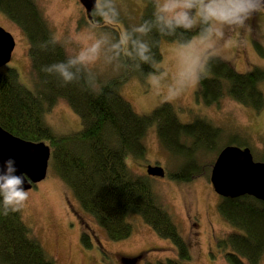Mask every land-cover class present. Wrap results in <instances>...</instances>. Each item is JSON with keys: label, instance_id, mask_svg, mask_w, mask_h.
Listing matches in <instances>:
<instances>
[{"label": "trees", "instance_id": "obj_1", "mask_svg": "<svg viewBox=\"0 0 264 264\" xmlns=\"http://www.w3.org/2000/svg\"><path fill=\"white\" fill-rule=\"evenodd\" d=\"M144 1L139 23L152 19V0ZM0 12L25 36L30 69L35 76L34 88L30 90L21 84L14 68L0 67V126L27 140L46 141L51 150L49 165L68 186L79 208L93 218L107 238L126 237L131 231L127 216L138 214L155 233L169 239L177 252L175 258L146 264H183L190 259L189 243L158 203L149 176L132 174L125 159L142 157L144 135L154 124L161 146L183 159L179 168L168 176L188 180L198 174L195 152L206 150L201 144L213 145L218 128L198 118L181 122L168 102L159 104L148 114L135 112L120 94V87L130 75L158 72L159 66L153 68L123 55L120 74L95 86L89 72L83 69L76 81L61 86L58 76L41 69L66 60L67 55L59 43L49 42L53 36L35 1L0 0ZM194 32L202 34L201 27L191 31L178 29L166 36L153 29L143 39L150 44L159 65L161 38L185 44ZM205 61L211 71L195 89L198 100L212 103L227 92L254 110L262 107L264 99L257 85L264 79V70L257 67L240 72L229 61L210 54ZM136 63L140 64L139 68L135 67ZM58 98L65 99L79 116L78 131L56 134L45 124L42 117L45 106ZM219 197L218 212L233 228L221 241L229 248L227 261L258 264L264 252V201L249 195ZM83 244L86 248L90 246L85 239ZM0 264H55L25 224L20 211L4 215L0 210Z\"/></svg>", "mask_w": 264, "mask_h": 264}, {"label": "rangeland", "instance_id": "obj_2", "mask_svg": "<svg viewBox=\"0 0 264 264\" xmlns=\"http://www.w3.org/2000/svg\"><path fill=\"white\" fill-rule=\"evenodd\" d=\"M34 1L67 57L75 55L92 39L109 34L110 42L102 48L100 59L85 69L95 86L122 72V55L113 59L110 44L118 40L122 30L139 24L144 0H115L120 15L118 22L111 25H105L99 17L96 18L98 24L90 21L78 0ZM0 26L9 31L14 39L10 59L1 68H14L21 84L33 89L35 76L30 69L25 36L1 12ZM189 44L192 45L190 49L186 47ZM158 48L161 60L159 71L154 74L160 77L159 83L150 84V73H147L143 76L130 75L120 87L122 97L139 114L150 113L162 103L169 87L178 85L179 73L191 55H199L203 60L209 54L216 55L229 61L240 72L257 67L264 70V13L254 15L243 28L224 27L219 33L212 32L206 36L194 32L185 44L161 38ZM257 87L264 99V79L258 82ZM195 89L185 90L180 97L168 103L181 122L198 118L218 128L219 134L212 143L214 146L201 144L206 150L200 147L195 152L198 174L188 180L168 176L179 168L183 159L161 146L154 124L147 128L144 135L145 152L142 157L127 158L125 162L134 175H147V165H159L164 169L163 177L149 178L158 203L169 213L179 233L189 243L190 259L183 264H230L225 257L229 248L221 241L233 228L218 212L220 197L211 186L209 174L218 151L228 144L238 147L246 144L254 160H264V103L254 110L234 100L227 92L215 102L203 103L195 97ZM42 117L56 134H70L81 128L79 116L63 98L45 106ZM26 190L29 191V199L19 210L22 219L55 264H126L122 261L124 259L131 261L130 264H146L176 257L171 241L155 233L138 214L127 216L131 231L126 237L110 240L93 218L84 212L86 226L90 229L85 225L83 228L95 235V248L92 245L83 246L77 239L78 225L69 223L74 220L72 213L79 205L49 162L45 177ZM258 260V264H264V252Z\"/></svg>", "mask_w": 264, "mask_h": 264}, {"label": "clouds", "instance_id": "obj_3", "mask_svg": "<svg viewBox=\"0 0 264 264\" xmlns=\"http://www.w3.org/2000/svg\"><path fill=\"white\" fill-rule=\"evenodd\" d=\"M152 3L151 20H143L130 29L122 30L118 40L110 44L113 59L123 55L158 68L150 44L143 39L153 29L166 36L173 35L178 29L191 31L199 26L206 36L212 32L219 33L224 27L243 28L255 14L264 13V0H152ZM119 15L115 0H94L90 12L94 23H99L96 19L99 17L105 25H111L118 22ZM49 42L53 45L58 43L55 37ZM109 42V34L104 33L81 47L75 55L44 66L41 71L58 76L61 86L72 84L81 70L100 59L102 48ZM186 47L190 49L192 45ZM135 67L139 68L140 64L136 63ZM210 71L211 67L199 55L189 56L179 73L178 85L169 87L162 103L171 102L189 88H196ZM159 80L160 77L154 73L148 76L150 84H158ZM16 171L15 162L11 159L0 169V210L4 215L19 211L29 199V191L24 188L25 176L17 175Z\"/></svg>", "mask_w": 264, "mask_h": 264}, {"label": "water", "instance_id": "obj_4", "mask_svg": "<svg viewBox=\"0 0 264 264\" xmlns=\"http://www.w3.org/2000/svg\"><path fill=\"white\" fill-rule=\"evenodd\" d=\"M91 19L94 0H78ZM14 47L12 34L0 26V67L5 65ZM50 146L44 140L32 141L16 136L0 126V169L9 159L15 162L17 175L25 176L24 188L42 180L47 172ZM148 176H164L159 165H147ZM214 191L221 197L254 196L264 201V160L256 161L248 147L228 144L221 148L209 174ZM130 264L129 260H122Z\"/></svg>", "mask_w": 264, "mask_h": 264}, {"label": "flooded vegetation", "instance_id": "obj_5", "mask_svg": "<svg viewBox=\"0 0 264 264\" xmlns=\"http://www.w3.org/2000/svg\"><path fill=\"white\" fill-rule=\"evenodd\" d=\"M255 15H257V14H255ZM90 21L93 22L92 18L90 19ZM76 208L74 209V214L72 213L74 220H71L69 223L71 225H73V224L78 225V228H79V232L77 234L78 242L84 246L83 240L85 239L90 244V247L92 245L95 248V235L92 233H88L87 231L84 230L83 225H85V227L87 229H90V227L86 226L88 224L84 220V217H83L84 212L80 208H77V209Z\"/></svg>", "mask_w": 264, "mask_h": 264}]
</instances>
